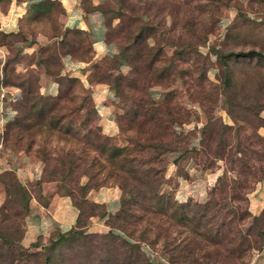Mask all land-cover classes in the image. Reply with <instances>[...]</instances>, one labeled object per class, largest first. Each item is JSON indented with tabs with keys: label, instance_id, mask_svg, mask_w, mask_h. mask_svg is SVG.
Wrapping results in <instances>:
<instances>
[{
	"label": "trees",
	"instance_id": "16d2710c",
	"mask_svg": "<svg viewBox=\"0 0 264 264\" xmlns=\"http://www.w3.org/2000/svg\"><path fill=\"white\" fill-rule=\"evenodd\" d=\"M191 1L137 0L133 7L127 6V0H102L96 3L80 0L83 9L97 10L102 15L103 39L116 47L115 53L106 54L99 61L90 60L93 49L87 31L62 27L55 33L58 35L57 48L47 50L46 57L39 56L33 61L34 64H40L42 72L57 83V91L53 94L39 91V77L32 69L26 68L15 73L14 80L9 81L6 74L12 67L7 68V65L14 62L16 55L3 60L0 85L16 86L20 92L12 98H3L13 115L0 129V143L10 147L16 145L25 153H30L33 144H36L33 151L41 158V178L44 180H63L64 174L71 171L74 165L87 160L88 165H95L91 173L97 180L92 184L83 183L81 189L86 192L93 185L119 187L117 208L113 213L105 211L101 203L86 200L84 195L75 201L73 191L67 188L63 193L71 198L78 210L75 226L63 231L68 235L81 233L85 223L81 219L80 205L85 202L87 206L98 208V212L91 211L86 216L95 214L104 217L110 226L104 233L119 235L124 243L134 249L140 248L139 241H142L148 244L149 251L158 247L163 252L171 253L170 261L246 264L249 251L256 246L255 241L263 239L264 205L260 212L251 215L245 204L238 206L231 201L234 197L245 201L244 196H239L238 189L243 187L245 195L250 188L247 183L249 179L264 178L262 163H258L252 172L249 169L245 171V178H232L230 183L225 182L213 188V191L219 190L218 200L209 195L201 202L190 198L185 199V202H176L172 191L163 187L164 165L158 162L162 160L161 154L172 148L170 142L179 140L172 124L179 126L188 121L190 112L181 107L175 92L167 90L158 95L160 91L153 86H164L177 78L184 85L189 98L198 85L202 89V80L191 74L194 62L192 49H184L192 43L182 41V47L175 46L171 54H166L163 48L172 29L171 21L179 14V4L190 10V5H193ZM48 2L51 0L29 1L25 8L26 14L30 15L34 8L47 5ZM114 17L118 20L110 27ZM167 17L171 19L168 25ZM15 36L21 37L19 28L13 32L0 30V43H5L7 38L13 44ZM22 46L18 45L17 50L20 51ZM42 50L46 51L45 48ZM193 51L196 49L193 48ZM244 54L264 57L263 52L254 48ZM65 55L90 61L86 73L88 80L106 82L114 99L121 102L114 118L118 125L117 132L125 140L124 144L114 143L112 136L100 132L99 125H90L96 113L90 97L91 89L84 86L75 75L61 72L60 58ZM120 65L125 66L124 71L115 74L109 71ZM222 79L227 84L228 74L224 73ZM76 85L83 90L78 102H75ZM76 122L82 129L81 146L77 154L75 147L70 144L72 138L65 134L70 132L72 135L75 131L72 126ZM204 127H201L203 134L200 138L203 152L209 148V143L204 140V136L208 135V132L203 131ZM59 130L64 133L63 142L68 145H59L57 148L47 146L51 136L59 137ZM92 146L104 155L102 159L97 155L89 156L88 150ZM175 149L178 153L172 162H177L187 151L197 152L195 145L190 146L189 150L187 147L179 150L178 145L174 144L172 150ZM1 173L6 174L19 191L21 207L26 213V186L15 178L11 170L4 169ZM248 218H251V222L243 232L241 224ZM63 232L53 233L61 235ZM250 236L256 238L251 240ZM35 244V241L29 243L31 246ZM159 263L146 255L142 264Z\"/></svg>",
	"mask_w": 264,
	"mask_h": 264
},
{
	"label": "rangeland",
	"instance_id": "374dc122",
	"mask_svg": "<svg viewBox=\"0 0 264 264\" xmlns=\"http://www.w3.org/2000/svg\"><path fill=\"white\" fill-rule=\"evenodd\" d=\"M101 1L96 0V2ZM5 2L6 0H0L1 8L4 7ZM136 2L137 0H127V6L135 7ZM191 4L193 5H190V10H186L180 3L179 14L175 15L174 21L169 17L166 18L167 25L171 21L172 29L165 39L163 48L166 54H171L175 46L182 47V41L192 43L184 49H192L194 62L191 66V74L202 80V89L200 90L198 85L197 90L189 98L184 85L182 86L177 78L167 85L153 86L160 91L157 92L158 95L167 90L175 92L178 103L190 112L188 121L179 126L172 124L171 127L177 131L179 140L177 142L172 140L170 143L172 148L177 144L179 150L184 147L189 150L190 146L195 145L197 152L187 151L177 162H172L178 150L171 148L161 154L162 160L158 162L164 165L163 187L172 191V197L176 202H185L187 198L201 202L209 195L218 200L219 190L213 191V188L225 182L230 183L232 178H245V171L249 169L252 172L258 163L264 165V57L244 54L250 48L264 53V0H192ZM109 7L111 8V5ZM187 11L189 13H186ZM60 16L61 9L51 0L47 5L34 8L30 15L25 13L19 24L21 37L15 36V43L10 44V39L7 38L5 43H0V67L3 60L16 55L14 62L7 65V68L12 67V70L7 71L6 74L9 81L14 80L15 73L22 72L26 68L35 71L38 77L40 75L47 77L42 72L41 65L34 64L33 61L39 56L46 57L47 50L53 51L57 48L58 35L56 36L55 33L62 28L59 25ZM117 20V17L112 18L110 27L114 26ZM27 41L30 42L25 43ZM31 42L34 43L32 50L23 47ZM20 44L23 46L18 51ZM42 47L46 51L42 50ZM193 48L196 49L195 52ZM229 52L239 53L236 55L228 54ZM100 58L96 60L99 61ZM61 72L71 74L65 70ZM224 73L228 74L227 84L223 83ZM4 86L7 89L4 87L3 90L0 87L1 104L5 103L3 98L10 96L11 87H14L8 84ZM74 89L75 102H78L83 90L79 85ZM120 106L121 102L118 101L116 110H119ZM95 122L96 113L90 125L95 126ZM204 125L203 131L208 132L204 140L209 143V148L205 152L202 151L200 142L203 134L201 127ZM72 130H75L72 135L70 132L65 134H69L72 138L70 144L75 147L77 154L81 146L82 134L78 122L73 124ZM58 134L59 137H50L47 146L57 148L59 145H68L63 142L64 133L59 130ZM112 137L114 143L120 145L125 143L118 132ZM36 147L37 145L33 144L30 153H25L16 145L10 147L0 143V156L6 157L23 151L33 159L40 158L34 154L33 149ZM88 153L90 157L92 155H97L99 159L104 157L99 149L93 146L89 147ZM10 160L13 159L8 158V163ZM94 167L95 165H88L87 160H83L74 165L71 171L66 172L63 180L58 178L50 180H54L58 192L63 193L67 188L71 189L75 201H79L86 193L80 188L81 185L85 182L92 184L97 180V177L91 173ZM1 171L0 264H142L146 255L154 262H160L159 264H189L187 260L170 261L171 253L163 252L158 247L149 251L148 244L142 241H139L140 248L134 249L124 243L119 235H108L104 233L105 230L88 229L86 226L88 219L85 214L91 211L98 212V208L87 206L85 202L80 205V213L83 215L81 219L85 223L80 234L74 236L65 232L61 235L51 233L46 238L37 237L34 246L23 244L20 235L25 212L21 207L19 191L12 180ZM207 175L216 177L210 181ZM181 179H184L188 185H193L192 189L197 187L195 195L187 194L185 198L175 195L178 181ZM247 183L250 188L245 195L243 187L238 189L239 196H244L245 201L240 197H234L232 204L238 206L245 204L247 207L249 198L257 191L262 189L264 191V187L260 185L264 183V178L258 180L252 178ZM26 186L27 199L31 193L38 194V183L30 182ZM93 187L98 186L93 185ZM250 222L251 218H248L241 224L243 232ZM249 238L253 240L256 236ZM262 238L260 241H255L256 246L249 251L246 264H264V234Z\"/></svg>",
	"mask_w": 264,
	"mask_h": 264
},
{
	"label": "crops",
	"instance_id": "0c3cea01",
	"mask_svg": "<svg viewBox=\"0 0 264 264\" xmlns=\"http://www.w3.org/2000/svg\"><path fill=\"white\" fill-rule=\"evenodd\" d=\"M31 0H6L3 8L0 7V30L13 32L19 28V24L26 13V5ZM95 3L96 0H89ZM61 11L60 27H69L75 29H83L87 31L88 37L92 42L93 58L95 60L106 54L112 55L116 51V47L105 42L103 39V19L97 10H85L81 6L80 0H52ZM33 42L24 45L28 50L33 49ZM2 46V45H1ZM29 50V51H30ZM61 70L68 71L75 75L85 85L90 87V97L96 110V125L100 130L109 136L115 135L117 132V122L114 114L118 107V100L112 96V91L106 82L98 79L88 80L86 73L90 61L83 59H75L70 56L61 58ZM124 65L112 70V73L122 72ZM39 91L43 94H53L57 91V83L44 75L39 76ZM3 89L6 86L0 85ZM4 90V89H3ZM12 93L10 98L18 95L19 88L11 87ZM0 129L4 126L5 121L12 117L11 111L7 105L0 100ZM8 158L13 159L8 163ZM42 162L40 158L33 159L23 151H18L14 155L6 157L0 156V170H11L16 179L25 186L30 183H38V194L31 193L27 199V211L24 215V223L21 230L20 239L23 244H29L37 237L46 238L51 233L63 232L70 227H74L78 216V210L72 202L71 198L62 192L56 190L54 180H44L41 178ZM214 177H207L210 181ZM178 185L176 196L185 198L188 195H195V189L188 185L184 179H181ZM264 187V183H260ZM259 186V184H258ZM27 187V186H26ZM120 193L118 186L101 185L98 187H90L84 197L92 202L101 203L105 211L109 213L115 212L117 208V198ZM264 191H257L248 199V209L252 214H257L264 203ZM87 228L91 230H106L110 228L104 217L95 214L87 216Z\"/></svg>",
	"mask_w": 264,
	"mask_h": 264
}]
</instances>
